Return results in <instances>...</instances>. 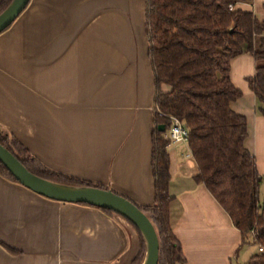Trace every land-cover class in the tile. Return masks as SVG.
Wrapping results in <instances>:
<instances>
[{
    "label": "crops",
    "instance_id": "1",
    "mask_svg": "<svg viewBox=\"0 0 264 264\" xmlns=\"http://www.w3.org/2000/svg\"><path fill=\"white\" fill-rule=\"evenodd\" d=\"M236 7L264 20V0ZM145 13V0H29L0 32V130L46 168L152 206V138L155 130L168 138V129L154 122L158 86ZM254 71L250 54L230 61L241 92L230 106L246 118L244 146L262 178L261 202L264 115L247 82ZM188 150L167 147L169 217L182 264L256 263L258 246L242 242L195 181ZM140 246L139 231L121 215L46 198L0 174V264H131Z\"/></svg>",
    "mask_w": 264,
    "mask_h": 264
},
{
    "label": "trees",
    "instance_id": "2",
    "mask_svg": "<svg viewBox=\"0 0 264 264\" xmlns=\"http://www.w3.org/2000/svg\"><path fill=\"white\" fill-rule=\"evenodd\" d=\"M11 1L0 3V13ZM145 2L148 56L158 86L154 122L164 125L166 130L170 126L169 116L181 120L188 130V145L198 168L195 181L203 184L224 209L241 232L243 243L264 247V198L259 200L262 178L254 155L244 146L246 118L230 106L241 96L230 80V61L247 53L255 60L254 74L247 82L259 102L258 111L264 115V20L252 11L236 7L253 0ZM161 84L169 90L162 91ZM162 134L155 130L152 138L154 205L141 206L111 191L135 204L153 224L159 242L157 264H182L184 257L169 217L170 141ZM0 144L29 172L41 178L69 186L110 190L46 168L17 139L1 130ZM0 174L17 182L1 162ZM139 234L141 246L131 264H142L145 257V243L140 231ZM255 257L258 261L254 264H264V253Z\"/></svg>",
    "mask_w": 264,
    "mask_h": 264
},
{
    "label": "water",
    "instance_id": "3",
    "mask_svg": "<svg viewBox=\"0 0 264 264\" xmlns=\"http://www.w3.org/2000/svg\"><path fill=\"white\" fill-rule=\"evenodd\" d=\"M29 0H12L0 13V32L5 30L24 10ZM0 162L15 180L31 191L46 198L70 203H80L110 210L131 222L143 236L145 257L142 264H157L159 242L149 218L131 201L111 190L97 187L69 186L41 178L26 167L0 144Z\"/></svg>",
    "mask_w": 264,
    "mask_h": 264
},
{
    "label": "built area",
    "instance_id": "4",
    "mask_svg": "<svg viewBox=\"0 0 264 264\" xmlns=\"http://www.w3.org/2000/svg\"><path fill=\"white\" fill-rule=\"evenodd\" d=\"M170 126L167 130V137L170 141V144H181L184 143L188 145V130L184 127L181 120L176 117L169 116ZM191 150H188L186 156H191ZM257 251L259 254L264 253V247L258 246Z\"/></svg>",
    "mask_w": 264,
    "mask_h": 264
},
{
    "label": "rangeland",
    "instance_id": "5",
    "mask_svg": "<svg viewBox=\"0 0 264 264\" xmlns=\"http://www.w3.org/2000/svg\"><path fill=\"white\" fill-rule=\"evenodd\" d=\"M263 190H264V184L263 185L261 184V194L260 195H263L264 194V191ZM249 245H251L249 247H253V248L256 247L255 245H253L251 243H249Z\"/></svg>",
    "mask_w": 264,
    "mask_h": 264
}]
</instances>
